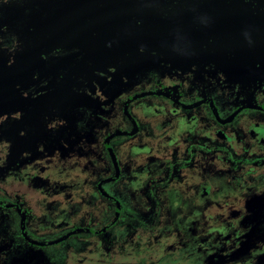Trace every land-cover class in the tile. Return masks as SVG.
<instances>
[{"label": "flooded vegetation", "instance_id": "flooded-vegetation-1", "mask_svg": "<svg viewBox=\"0 0 264 264\" xmlns=\"http://www.w3.org/2000/svg\"><path fill=\"white\" fill-rule=\"evenodd\" d=\"M97 1L106 2L105 8L110 10L109 13L113 12L112 5L115 3L120 6L125 3L127 10L130 7L132 9L133 5L143 13L128 17L108 13L91 19L93 14H84L85 9H82L74 16L78 22H85L86 27L90 28L103 25L104 30L101 32L119 25L118 34L125 33L124 40L101 39L92 35L95 30H91L80 42H71L76 37L68 31L72 38L62 39L65 44L56 47L38 44L32 47L31 53L41 60L38 61V75L25 84L16 83L15 95L14 88L9 93L5 87H0V97L6 93L0 105L10 107L7 111H0V264H68L71 247L79 253L77 264H99L92 262V259L101 256L93 253L102 248H105L104 264H116L121 251L117 248L124 247L127 241L126 235L123 232L119 234L115 227L122 209L119 199L126 202L134 198V202L139 205L133 192L124 190L120 196L117 191L116 178L121 172L117 171L116 155H119L113 151H117L118 137L127 136L124 141H129V149L153 147L155 151L162 150L161 154L148 155L147 160L137 166L128 158L130 169L121 178L127 180L126 187L128 182L130 187L136 183L141 188V198L145 203H149L152 196L166 199L164 208L159 206L154 209L152 219L153 224L156 221L163 223V216H159L162 209L172 217V213L177 210L171 204L186 198L189 204L199 194L205 197L212 191L207 184L202 186L200 193L196 188L199 181V150L231 149L230 143L232 148L240 149L241 153L245 142L242 123L245 109L250 107L264 113V104L246 102L245 96H241L243 91H238L234 97L226 94L224 84L228 82L224 83L223 79L218 78L220 71L228 76L230 74L213 61V56L212 63L206 69L216 75L217 80H211L214 84L205 91L199 89L197 94L195 83L207 85L211 81H194L190 74L184 73L190 64L180 62L170 68L169 64L164 63L161 53L150 52L155 54L154 57L149 50L140 46V42L134 43L135 39L142 36L141 27L150 28L154 18L160 19L157 14L160 0H156L158 7L151 16L145 13L150 0H108L113 4H107V0ZM250 5L255 16L264 17L259 15L261 11L264 12V0H257L256 4ZM218 23L221 24H212L214 28H223L222 21ZM215 33L217 36L220 34L218 31ZM255 35L258 36V32ZM105 42L112 43L113 51L126 52L128 56L141 54V58H133V61L139 59L140 62H121L97 68L94 61L90 60V54ZM66 46L76 47L81 53L73 72L66 76L57 75L39 90L35 88L43 76L46 60V55L37 53V50H58ZM127 47H130V51ZM216 49L217 45L212 46L210 51ZM205 52L208 51L203 48V55L207 56ZM161 64H164V68L157 70ZM190 66L193 69V65ZM136 68L151 70L150 78L142 74L136 79L130 78ZM123 69L125 76L121 74ZM2 72V77L8 74L7 71ZM241 74L244 78L242 86H249L250 83L253 84L251 87H264V83H255L246 79L245 73ZM169 75L174 77L173 81L163 86L161 76ZM52 94L58 97V102H54ZM118 106L129 109L124 112L127 123L121 122L128 125L119 126L120 117L115 112ZM103 116L106 117L105 121H101ZM152 116L157 120L150 121ZM140 118L147 120L145 126ZM253 134L259 145L264 146V121L254 126ZM86 145L89 147L86 148ZM81 147L85 148L79 152L82 157L76 158ZM102 148L106 151L104 157L108 170H103L97 159L94 162L91 159L92 156L95 159ZM55 151L60 161L55 159ZM213 174L211 172L210 175ZM157 176V182L175 180L180 190L189 186V192L183 195L173 189L167 192L163 183L158 185L161 192L159 196L157 182L154 181ZM237 179L233 189L244 186V177L237 176ZM103 182L109 185L106 183L103 187ZM244 192L228 189L223 193L231 198L234 195L239 197ZM139 208L141 212L145 209L142 206ZM209 210L213 211V208ZM201 215L200 211L198 217ZM195 217L194 213V217L186 222L182 218L178 221L186 228L191 226ZM172 218L174 223L175 218ZM215 222L213 220L211 225H215ZM160 231L156 229L154 237H142L136 244L139 247L146 246L151 239L157 242ZM184 247L181 253L187 250L186 245ZM205 259L202 256L200 260L196 257L190 261L205 264Z\"/></svg>", "mask_w": 264, "mask_h": 264}, {"label": "rangeland", "instance_id": "rangeland-1", "mask_svg": "<svg viewBox=\"0 0 264 264\" xmlns=\"http://www.w3.org/2000/svg\"><path fill=\"white\" fill-rule=\"evenodd\" d=\"M19 1L0 0V79H2L0 87H5L7 92L10 91L9 93H12L14 88V95L16 94V83L25 84L38 75V61L41 62V60L31 53L33 46L39 44L56 47L65 44L66 42H62V39L72 38L68 31L76 37L71 39V42H80L84 36L90 34L91 30H95L92 35L101 39L113 38L121 41L125 38V33L118 34L120 33L119 25L110 28L107 32H101L100 30H104L103 25L90 28L86 27L85 22L82 24L74 18L75 14L82 12V9H85L84 14H93L91 19L95 16L107 15L110 10L105 8L106 2L97 0ZM160 1L161 4L158 7L156 0H150L145 9V13L151 16L158 7L157 14L160 15V19L154 18L150 28L141 27L139 30L143 31L142 36L135 39L134 43L140 42V46L149 50V53L152 51L161 53L164 63L169 64L170 68L180 62L193 65V69L189 65L184 73L190 74L194 81L199 79L217 80L216 75L206 69L208 64L212 63L213 56V61H216L218 66L230 74L228 76L220 71L218 78L223 79L224 83L228 82L227 84L223 83L226 88L224 91H227L228 96L234 97L238 91H243L241 96H245L246 102L256 105L264 104V87H251L253 84L250 83H248L249 86L241 85L244 79L241 73H245L248 80L264 83V17H257L258 14L255 16V11L250 5L256 4L257 0ZM89 2H91L90 7ZM80 4L82 5L81 9ZM107 4L113 3L108 1ZM121 4L122 6L113 4V12L109 14H123L128 17L131 14L142 15L143 13L140 8L133 5L132 9L130 7L127 10L126 4ZM259 15H264V12L261 11ZM86 18H90V16ZM220 21H222L223 28L219 26L214 28V25L221 24L218 23ZM215 31L220 34L215 35ZM257 32L258 36L255 35ZM228 34L232 37H229ZM100 38L97 40L99 41ZM215 45H217V49L211 52L210 48ZM111 46H113L111 42H105L91 52L90 60L94 61L97 68L102 69L103 66H112L121 62L127 63L133 61V58L142 57L141 54L128 56L129 54L125 55L126 52L113 51ZM129 48L127 47L128 51H130ZM203 48L208 51L205 52L207 56L203 55ZM227 52L228 56H226ZM133 62H140V60L137 59ZM163 65L161 64L157 70L164 68ZM2 71H7L8 74L12 72V74L2 77L4 74ZM121 74L125 76L124 69ZM131 74L130 78L132 79L138 78L140 74L150 78L151 70L136 68ZM161 78L163 86L174 79L171 75L161 76ZM188 78L189 76L186 77V79ZM238 81L240 85H238ZM211 84L214 82L211 81L207 85L195 83L197 94L199 89L205 91ZM9 88L11 89L9 90ZM191 93L193 94V92ZM4 96L6 93L0 97V100ZM52 97L54 102H58L57 96L52 94ZM9 108L6 105L4 107L0 105V111H7ZM128 110L121 106L115 110L120 117L119 126L128 125L121 123H127L124 112ZM59 120L61 121V119ZM105 120L106 117L103 116L101 121ZM156 120L153 116L150 117V121ZM140 121L145 126L147 120L140 118ZM259 121H264V113L247 107L242 121L245 142L244 150L241 153H239L240 149L232 148L230 143L231 149L227 147L209 150L201 148L197 161L199 181L196 188L200 193L202 186L207 184L212 191L205 197L199 194L198 198L192 199V203L189 202V204H187L188 198L171 204L176 207L174 210H177L172 213L175 220L165 212V209H162L159 216L160 218L163 216L164 222L156 221V224H153L152 221L154 209L159 206L164 208L166 199L161 197V201L157 196H152L149 203H145L141 198L143 197L140 192L141 188L136 183L130 187L128 182L126 187L127 180L125 181L121 176H126L130 169L127 165L128 158L133 161L134 166H137L140 162L147 160L148 155L161 154L162 150L156 149L155 151L153 147L129 149V141H124L127 136H119L116 145L117 151H113L114 154L117 152L119 155V157L116 155L117 171L121 172L116 178L117 191L120 196L124 190L133 192L134 197L139 200V205L134 202V198L127 200V203L123 202V199H119L122 209L117 217L115 227L118 228L119 234L123 232L126 235L127 241L124 242V247L118 246L117 248L121 251L116 264H197L190 260L196 257L200 260L202 256L206 258L205 264H264V146L259 145L253 134L254 126ZM106 133L102 134V138ZM79 144L81 146V142ZM88 147L86 145V148ZM81 149L85 150L84 147L79 148L76 158L82 157V154H79ZM57 153V151L54 152L55 159L60 161L61 158L57 156ZM105 153V149L102 148L101 153L97 154L95 159L94 156L91 159L93 162L97 159L101 168L108 170ZM208 172L214 174L210 175ZM237 176H243L245 183L243 187L233 189L234 181L238 180ZM201 179L203 180L201 181ZM157 180L158 176L154 181L157 182ZM106 183L109 185L108 182H103L102 186L104 187ZM163 183L167 192H170L168 189H173L174 192L178 191L180 195L189 192V186L180 190L179 185L176 186L175 180L157 182L156 191L159 196L161 192L158 185ZM228 189L245 190V192L239 197L234 195L229 198L223 193ZM140 206L145 207L143 212H141ZM201 206L202 209L199 208ZM209 208H213V211ZM200 211L202 215L198 217ZM213 212L215 214H212ZM194 213L196 217L191 226L182 227L183 224L178 221L179 218L186 222L194 217ZM213 220L216 221L215 225H211ZM156 229L161 230L158 233L157 242L151 239L148 240L149 244L146 246L139 247V244H136L142 237H148V235H152L150 238L154 237ZM132 240L136 241L132 244ZM185 245L187 250L184 251L185 253H181ZM104 250L105 248L95 251L93 254H99L101 257L92 259V262L104 264L106 262L104 261ZM69 255L70 262L68 264H77L79 253L76 248L73 250L71 247Z\"/></svg>", "mask_w": 264, "mask_h": 264}, {"label": "water", "instance_id": "water-1", "mask_svg": "<svg viewBox=\"0 0 264 264\" xmlns=\"http://www.w3.org/2000/svg\"><path fill=\"white\" fill-rule=\"evenodd\" d=\"M37 53L46 55L43 76L35 85V88L38 90L46 83L53 80L55 76H66L68 73H72L74 68L78 65L80 59L79 54L81 56L78 48L73 46H66L58 50L41 49L37 50Z\"/></svg>", "mask_w": 264, "mask_h": 264}]
</instances>
